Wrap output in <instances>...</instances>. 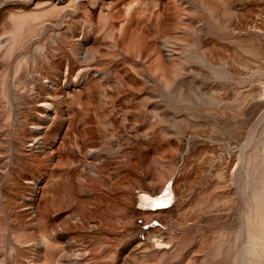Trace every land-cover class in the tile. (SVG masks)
<instances>
[{
  "label": "rangeland",
  "instance_id": "374dc122",
  "mask_svg": "<svg viewBox=\"0 0 264 264\" xmlns=\"http://www.w3.org/2000/svg\"><path fill=\"white\" fill-rule=\"evenodd\" d=\"M124 152L190 162L148 264H264V0H0V264H131Z\"/></svg>",
  "mask_w": 264,
  "mask_h": 264
},
{
  "label": "bare ground",
  "instance_id": "6f19581e",
  "mask_svg": "<svg viewBox=\"0 0 264 264\" xmlns=\"http://www.w3.org/2000/svg\"><path fill=\"white\" fill-rule=\"evenodd\" d=\"M133 5L134 4L132 2H130L126 6V17H127V19L132 16L131 15V8H133ZM124 28H123V31H124ZM42 105L45 108V106L49 105V103L44 102ZM39 108H41V107H39ZM83 153H85V152L83 151ZM86 153L93 154V152H91L90 150L86 151ZM123 156L126 159L124 158V161L121 162L120 165H118V163H117L119 181L122 180L120 182H125L126 183L125 186L127 188L126 192H125L126 197L125 196L124 197L127 198V201H128V203H127L128 204V206H127L128 207V214L126 217L127 221H126L123 233L126 236V238L128 237V238L132 239V241L134 242L137 249H140L139 256H137L136 259L130 258V261L132 262L131 264H148L151 261H156V259L158 258V252L156 249L157 247H155V246L156 245H158V246L159 245H166L168 243L167 241L163 242L161 240V238H162L163 234L165 233V229L168 228L167 225L169 224L170 220L173 219L172 217H173L174 213L176 212V210H178L180 208L181 204L183 203V200L185 197V189H184V182L186 180L185 170H186V168L190 162L188 160L189 158L187 159V157H184V155H183V157H181V158H183L182 164L179 167H177V171H175V167H174L175 164L173 162L172 164L168 165V170H167L168 172L166 174H162V172H161V174H159L156 171L153 172V170L155 169L154 168L152 170V172L148 171L145 174V176L138 177L137 179L132 180V179H129L127 175H122V173L127 172L128 175L129 174H135V173L139 174L140 172H142L146 168V167H144V161L142 159H138V158L132 159V154L130 152H124ZM89 159H90V157H89ZM93 164H91V162H90V164H89L90 167H89V165L87 167H89V172L92 176L98 177L100 172H99V170H97L93 167ZM96 165H97V163H96ZM84 169H85V167H84ZM99 169L101 170V169H103V167L102 168L100 167ZM79 170H80V168H79ZM86 170H88V169H86ZM114 171H112V172H114ZM86 172H88V171H86ZM79 173H80V171H79ZM163 173H164V171H163ZM256 173H257L256 174L257 176L256 175L253 176V179H256L257 180L256 183H260L261 186H256L254 188V190L252 191V197L254 199V202L258 206H260L262 209H264V168H263V174L261 176L258 174V172H256ZM86 177H88V176H86ZM109 184L111 185V183H109ZM65 199H67V198H65ZM69 199H70V196H69ZM138 203L140 204V206H136V204H138ZM170 204H171V206H169ZM166 207H168V208L165 209ZM79 214H80V212H79ZM260 214H261L260 221H259V224L257 225L256 232L254 234H252V232L250 231L249 236L255 241V244L257 247H259V249L264 250V210H262L260 212ZM139 218L142 219V221H143L142 225H139L137 223V219H139ZM173 220H171V221H173ZM159 224L164 226L165 229L164 228L162 229V227H159ZM143 226H145V227H143ZM64 229L65 228L63 227L59 230L54 225H50L51 232H54L56 237H59V238L62 237V232L64 231ZM139 235L144 236V239H141V237H139ZM105 250L106 249L103 248L101 253H100V256H99V258L104 263L125 264L124 252H117L115 254L106 255L104 253ZM68 251L70 252V253L68 252V254L73 256L72 258H75V260L73 259V264H78L79 263L78 259L81 255L80 250H76V249H73L72 247L71 248L69 247ZM127 262H126V264H128Z\"/></svg>",
  "mask_w": 264,
  "mask_h": 264
}]
</instances>
